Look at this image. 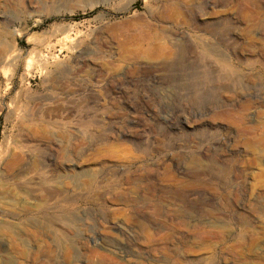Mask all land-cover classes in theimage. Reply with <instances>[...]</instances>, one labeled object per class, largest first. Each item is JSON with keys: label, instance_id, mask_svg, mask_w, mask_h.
<instances>
[{"label": "rangeland", "instance_id": "rangeland-1", "mask_svg": "<svg viewBox=\"0 0 264 264\" xmlns=\"http://www.w3.org/2000/svg\"><path fill=\"white\" fill-rule=\"evenodd\" d=\"M166 1L0 0V264H264V0Z\"/></svg>", "mask_w": 264, "mask_h": 264}, {"label": "bare ground", "instance_id": "bare-ground-1", "mask_svg": "<svg viewBox=\"0 0 264 264\" xmlns=\"http://www.w3.org/2000/svg\"><path fill=\"white\" fill-rule=\"evenodd\" d=\"M163 7H164V11L163 12L161 11L162 14L160 12L161 15L160 14L158 15L157 21L163 20L164 18H168V19L174 18L181 11L179 8L178 2L174 3L172 1L167 0L164 3ZM153 18H154V16H153ZM143 22H144V20H143ZM145 25H146V28L144 30L134 32V33L129 32V34H127L126 36L124 35L123 41L120 42L121 48L119 50L120 52H119V56H118V62L126 63V62H135V61H139V60L153 61V60H156V59L170 55V53L172 52L171 48L163 42L164 41L163 36L158 31L157 26L155 25L156 27H154V24H152V21H150L149 18L146 19ZM14 60H15V56L13 54H11L8 49H6V48L1 49L0 48V70H1V68L4 69V67L9 65V64H12L14 62ZM31 61L32 60H30L28 63L31 64ZM40 62L44 65L47 64V61H43L42 59L40 60ZM44 68H46V66H44ZM10 106L13 107L12 105H10ZM35 115H37V111H36ZM48 115L49 114L47 113L46 117ZM183 167H181L180 165L179 166L178 165L167 166L165 168V172H163L165 174V175L163 174L164 175L163 180L165 182L183 184V186L189 187L191 185V182H190L191 181V175L188 172L189 168L183 169ZM34 170L39 171V172L42 171V169H34ZM23 174H24V176L26 175V173H23ZM180 174L184 175V177H185L183 179V181H180V179H179V176L181 177ZM107 182H109V183L107 184ZM92 184H94V185H92ZM104 184L112 185V189L116 192L117 196H122L121 199L124 198L125 203H128V206L132 205L133 200H131V198H130V193H132L133 188H130V186H129V188H125L124 187V185H125L124 180H117V181H108L107 180V181H101L98 184H96V182H93V179H91V178H88L84 181L85 188H89V187L91 188L93 186L102 187V185H104ZM33 190L35 191V194L37 193L36 195L42 194L43 189H42V185L40 184V182L34 184ZM39 193H41V194H39ZM116 194H115V197H116ZM119 200H120V198H119ZM139 230L141 232H143V234L147 235V234H149L148 231L150 230V227H148L147 225H142L139 227ZM122 234L128 240H130V239L132 240L131 233H128L126 230H122Z\"/></svg>", "mask_w": 264, "mask_h": 264}]
</instances>
